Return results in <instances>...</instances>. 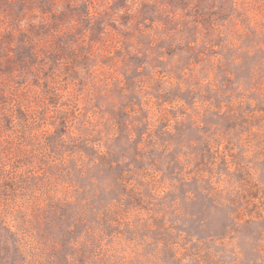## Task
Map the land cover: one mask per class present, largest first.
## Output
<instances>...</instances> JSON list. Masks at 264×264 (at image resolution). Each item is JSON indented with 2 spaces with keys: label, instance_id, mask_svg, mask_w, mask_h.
Listing matches in <instances>:
<instances>
[{
  "label": "rangeland",
  "instance_id": "obj_1",
  "mask_svg": "<svg viewBox=\"0 0 264 264\" xmlns=\"http://www.w3.org/2000/svg\"><path fill=\"white\" fill-rule=\"evenodd\" d=\"M0 264H264V0H0Z\"/></svg>",
  "mask_w": 264,
  "mask_h": 264
}]
</instances>
